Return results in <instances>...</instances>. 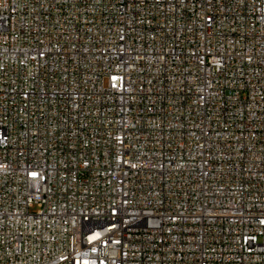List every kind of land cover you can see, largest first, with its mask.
<instances>
[{
  "label": "built area",
  "instance_id": "1",
  "mask_svg": "<svg viewBox=\"0 0 264 264\" xmlns=\"http://www.w3.org/2000/svg\"><path fill=\"white\" fill-rule=\"evenodd\" d=\"M0 264H264V0H0Z\"/></svg>",
  "mask_w": 264,
  "mask_h": 264
}]
</instances>
